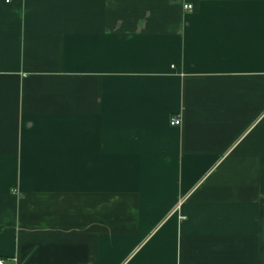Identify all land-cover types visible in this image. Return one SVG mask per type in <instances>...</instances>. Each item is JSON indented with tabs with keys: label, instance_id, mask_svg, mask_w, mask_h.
Instances as JSON below:
<instances>
[{
	"label": "crops",
	"instance_id": "obj_1",
	"mask_svg": "<svg viewBox=\"0 0 264 264\" xmlns=\"http://www.w3.org/2000/svg\"><path fill=\"white\" fill-rule=\"evenodd\" d=\"M0 260L264 264V0H0Z\"/></svg>",
	"mask_w": 264,
	"mask_h": 264
},
{
	"label": "built area",
	"instance_id": "obj_2",
	"mask_svg": "<svg viewBox=\"0 0 264 264\" xmlns=\"http://www.w3.org/2000/svg\"><path fill=\"white\" fill-rule=\"evenodd\" d=\"M6 1L8 2L9 0H6ZM183 8L185 10H191L192 6L189 5V4H185V5H183ZM170 124L173 125V126H179L181 124V120H180L179 117H172L171 121H170ZM0 264H3L2 260H0Z\"/></svg>",
	"mask_w": 264,
	"mask_h": 264
}]
</instances>
